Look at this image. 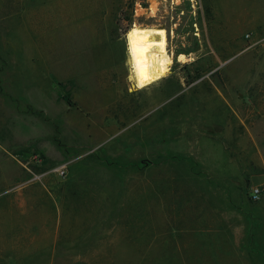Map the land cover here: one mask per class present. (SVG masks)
<instances>
[{"label": "rangeland", "instance_id": "1", "mask_svg": "<svg viewBox=\"0 0 264 264\" xmlns=\"http://www.w3.org/2000/svg\"><path fill=\"white\" fill-rule=\"evenodd\" d=\"M0 264H264V0H0Z\"/></svg>", "mask_w": 264, "mask_h": 264}, {"label": "bare ground", "instance_id": "2", "mask_svg": "<svg viewBox=\"0 0 264 264\" xmlns=\"http://www.w3.org/2000/svg\"><path fill=\"white\" fill-rule=\"evenodd\" d=\"M134 88L142 89L167 77L174 64L165 29L133 26L127 34ZM180 60L185 55L178 56Z\"/></svg>", "mask_w": 264, "mask_h": 264}, {"label": "crops", "instance_id": "3", "mask_svg": "<svg viewBox=\"0 0 264 264\" xmlns=\"http://www.w3.org/2000/svg\"><path fill=\"white\" fill-rule=\"evenodd\" d=\"M127 34H128V33H127ZM126 36H127V35H126ZM126 38H127V37H126ZM127 44H128V42H127ZM128 51H129V50H128ZM129 57H130V56H129ZM164 78H165V77H164ZM133 79H134V78H133ZM162 79H163V78H162ZM159 81H160V80H159ZM157 82H158V81H157ZM155 83H156V82H155ZM155 83H153V84H155ZM153 84H151V85H153ZM149 86H150V85H149ZM146 87H148V86H146ZM136 89H137V88H136ZM142 89H143V88H142ZM184 262L187 263L186 260H184Z\"/></svg>", "mask_w": 264, "mask_h": 264}, {"label": "built area", "instance_id": "4", "mask_svg": "<svg viewBox=\"0 0 264 264\" xmlns=\"http://www.w3.org/2000/svg\"><path fill=\"white\" fill-rule=\"evenodd\" d=\"M257 195H258V191H256V193H254V197H257Z\"/></svg>", "mask_w": 264, "mask_h": 264}]
</instances>
